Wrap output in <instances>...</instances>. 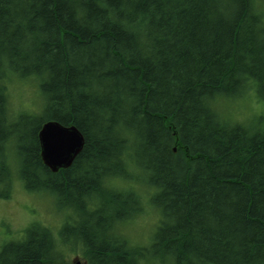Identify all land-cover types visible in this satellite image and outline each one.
I'll return each mask as SVG.
<instances>
[{"label": "trees", "instance_id": "trees-1", "mask_svg": "<svg viewBox=\"0 0 264 264\" xmlns=\"http://www.w3.org/2000/svg\"><path fill=\"white\" fill-rule=\"evenodd\" d=\"M254 6L0 0V197L11 195L15 165L27 191L54 198L73 218L57 235L31 223L0 248V264H46L69 241L88 264L92 256L124 264L117 249L129 253L128 264L156 252L158 264H264V113L234 121L217 107L250 85L248 100L264 103V11ZM27 79L41 104L12 114L8 84ZM49 120L75 126L84 139L56 172L43 163L38 138ZM127 163L149 168L151 183L174 194L163 198L151 241L135 248L114 228L126 220L115 209L134 211L129 192L105 186Z\"/></svg>", "mask_w": 264, "mask_h": 264}, {"label": "rangeland", "instance_id": "rangeland-1", "mask_svg": "<svg viewBox=\"0 0 264 264\" xmlns=\"http://www.w3.org/2000/svg\"><path fill=\"white\" fill-rule=\"evenodd\" d=\"M257 1L260 5L264 4V0ZM36 89L37 85L35 81L31 79L13 82L11 86L9 85L8 105L10 112L13 114L28 110L29 113L38 111L36 109L39 107V103L41 104V101L37 95ZM246 105H248L249 108L245 109L244 107ZM219 112L225 115L231 114V118L234 121H250L255 113H264V103L262 101H256L254 98H251V100L244 98L239 102L235 101L233 104L225 107L224 110H219ZM253 120L254 118L252 121ZM10 159H12V163H14V158H12V156ZM131 168H133V166ZM131 168H129L130 173L132 172ZM11 171L13 172L12 177L14 178L11 195L9 198L0 197V248L8 241H12V239L20 240L24 237L25 228L35 221L50 226L57 235L65 224V221H67L66 216L68 215V211L66 209H57L54 198L52 199L42 193L39 194L27 191L19 177L17 178L18 173L15 165L11 167ZM134 171L138 172V168L136 170V167H134ZM120 180H123L125 184L135 188L136 195L139 192L141 193L142 190L147 193L146 187L143 186L140 180H124L117 178L115 181L118 183ZM145 217L148 221L152 222L158 218L151 210ZM139 221L140 220H135L129 223L127 225L128 231H125V235L130 243L145 246V244L151 241L156 226L152 228L147 223L146 225H142L141 223L138 224L137 222ZM71 241L73 242V240ZM69 244L70 241L68 245L66 244V246L69 247V251L66 252V256L61 257L62 260L58 264H73L72 260L78 258L76 256H79L81 258L80 262L84 264L80 248L81 245L79 243ZM60 245L64 246L63 244ZM68 247H66V249H68ZM62 253L63 252H59V255ZM151 256L152 255L147 257L150 261L148 263L158 264L159 260L154 261Z\"/></svg>", "mask_w": 264, "mask_h": 264}, {"label": "bare ground", "instance_id": "bare-ground-1", "mask_svg": "<svg viewBox=\"0 0 264 264\" xmlns=\"http://www.w3.org/2000/svg\"><path fill=\"white\" fill-rule=\"evenodd\" d=\"M257 2V3H256ZM253 4L255 5V9L256 7H261L263 8L264 7V4H259L257 0H253ZM231 7H234V4L231 3L230 4ZM264 11V9H263ZM142 25L139 23L136 24V29H141ZM240 57L241 59L247 57L246 55L240 53ZM239 66V65H238ZM239 69L242 70L241 67H239ZM237 71V70H236ZM240 71V70H239ZM241 74V72L239 73ZM240 78V77H239ZM242 83H248V84H252V85H255V83H253L252 81H245V79L241 80ZM8 85H12V82L9 83ZM251 87V85H250ZM248 87V88H250ZM248 88H244V87H241L240 91L232 96H236V95H240V96H237V97H233V98H227V97H222L220 99V103L217 105L218 109L219 110H224L225 107L233 104L235 101H240L244 98H248V97H252L253 94L255 93V91L253 89H248ZM248 89V90H247ZM247 90V91H246ZM246 91V92H245ZM245 92V93H244ZM245 109L249 108L248 105H246L244 107ZM257 125V124H256ZM255 125V126H256ZM177 149L176 146L173 147V151L175 152ZM174 160V159H173ZM172 164H174V161H171ZM133 166V168H131ZM134 167H136L134 164L132 163H127L125 164V166L118 170L116 172V174H114L108 181L107 183L105 184L106 187L110 188L108 190H110L111 192H113L114 194L116 195H119L120 193L119 192H122V191H127L129 192L128 194V197L130 199V202L132 204V208L134 209V211L131 212V209L130 210H126L124 208H118V209H115V213L121 215V216H126V220L125 221H122V222H115L114 223V228H115V232L116 234H118L120 237H122V239L120 240L121 243L123 245H125L127 248L130 247V248H135V246L129 242L128 238H126V235H125V231H128L127 230V225L131 222H134L135 220H140L139 222H137L138 224L141 223L142 225H146L149 224V226H151L152 228H154L155 226H157V224L159 223V219L161 217V213H163V205L166 207V203H165V199L163 198H172V193L168 192L167 190H169V186L165 184L164 185H160L157 186L156 184H152L151 182H153V177L151 175V171L149 168H146V167H141L139 168L138 167V172H135L134 171ZM174 167V166H173ZM129 168L132 169V172L130 173L129 172ZM169 169V168H168ZM136 170H137V167H136ZM175 171V167L173 169ZM173 171V172H174ZM154 174V173H153ZM175 174V172H174ZM143 176V177H142ZM117 178H121V179H124V180H140L143 184L144 187H146V191L147 193L142 190L141 193L137 191V195H136V191H135V188H133L132 186H129L127 184H125L123 182V180H120V182H116L115 180H117ZM156 177H154L155 179ZM123 182V183H122ZM168 183L169 184H173V187L174 188H177L178 185L180 184V181L176 178H172V179H169L168 180ZM172 187V186H171ZM158 189L156 192H154V190L152 189ZM161 189V190H159ZM178 189V188H177ZM170 191V190H169ZM157 196H160V199L156 198ZM151 210V212L155 213L158 218L155 220V221H148L147 218L145 217V215ZM68 211V215L72 214L71 211L67 210ZM131 213H134V214H131ZM66 216L67 218V221H65V223H73V218L71 216ZM156 228V227H155ZM155 231V230H154ZM125 240V241H124ZM66 244L68 245V243H65V249L66 247ZM71 245V244H69ZM129 245V246H128ZM143 245V244H141ZM89 249H91V246H88ZM81 248V246H80ZM64 248L61 250L63 253L61 255H54L53 253L50 254V256L48 257L47 261H46V264H58L59 262H61L62 260V256H66V252L69 251V247L68 249L65 250ZM82 251V250H81ZM90 253H92V249L89 250ZM117 251L119 252V254H117L120 258V261H122L124 264H128V258H129V253H126V251H122L120 249H117ZM113 252H115L113 250ZM116 253V252H115ZM78 258L76 259H73V264H82L80 262L81 258L79 256H76ZM128 257V258H127ZM152 259L154 261H157L159 260L160 258V254L159 253H154L152 254ZM93 264H97L95 259L93 256ZM83 259H84V264H88L87 260L85 259V257L83 256ZM141 264H148V262H150L148 259H143L140 261ZM106 264V263H109V260H105L104 259V262H101V263H98V264Z\"/></svg>", "mask_w": 264, "mask_h": 264}, {"label": "water", "instance_id": "water-1", "mask_svg": "<svg viewBox=\"0 0 264 264\" xmlns=\"http://www.w3.org/2000/svg\"><path fill=\"white\" fill-rule=\"evenodd\" d=\"M38 138L42 161L53 172L69 167L84 144L75 126H64L55 120L42 124Z\"/></svg>", "mask_w": 264, "mask_h": 264}]
</instances>
